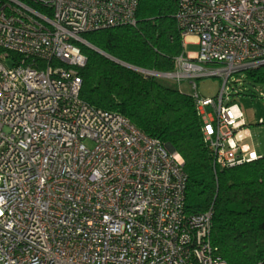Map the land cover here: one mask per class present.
Returning a JSON list of instances; mask_svg holds the SVG:
<instances>
[{
  "label": "built area",
  "instance_id": "2783aa9c",
  "mask_svg": "<svg viewBox=\"0 0 264 264\" xmlns=\"http://www.w3.org/2000/svg\"><path fill=\"white\" fill-rule=\"evenodd\" d=\"M138 2L0 0V264H227L212 209L185 207L180 154L80 98L81 36L134 26ZM175 20L197 51L183 42L169 73L133 70L189 81L214 172L260 159L231 100L264 67V0H178ZM204 78L215 96L197 93Z\"/></svg>",
  "mask_w": 264,
  "mask_h": 264
},
{
  "label": "trees",
  "instance_id": "16d2710c",
  "mask_svg": "<svg viewBox=\"0 0 264 264\" xmlns=\"http://www.w3.org/2000/svg\"><path fill=\"white\" fill-rule=\"evenodd\" d=\"M177 5L178 0H139L134 26L82 35L87 45L79 44L86 57L78 71L80 98L121 114L180 154L187 175L185 207L195 214L212 209L210 239L216 254L227 264H264V156L214 172L191 95L133 70H174L183 50ZM246 76L252 88H264V67Z\"/></svg>",
  "mask_w": 264,
  "mask_h": 264
},
{
  "label": "rangeland",
  "instance_id": "374dc122",
  "mask_svg": "<svg viewBox=\"0 0 264 264\" xmlns=\"http://www.w3.org/2000/svg\"><path fill=\"white\" fill-rule=\"evenodd\" d=\"M187 37H185L183 40L184 52L187 54L197 51V46L193 44L195 43L196 39L190 36ZM188 82L189 81H185L179 85L175 84V87L182 93L190 95L192 93V90ZM194 82L197 85L196 91L201 96L213 97L217 94L221 86V81L217 78H204L194 80ZM251 90L252 92L246 95H234L232 97L231 104L238 105L245 118V128L250 129L254 132L255 129L264 127V125H259L260 120L264 121V98L260 97V91L258 89L252 88ZM261 92L264 93V88H262ZM247 143H250V145H252V139L250 138ZM261 146V150L264 151V140L261 141Z\"/></svg>",
  "mask_w": 264,
  "mask_h": 264
},
{
  "label": "crops",
  "instance_id": "0c3cea01",
  "mask_svg": "<svg viewBox=\"0 0 264 264\" xmlns=\"http://www.w3.org/2000/svg\"><path fill=\"white\" fill-rule=\"evenodd\" d=\"M183 40H184V38H183ZM242 134L243 135L244 134L250 135V138L252 139V146H253L254 150L256 151V153L259 156H264V151L261 150V148H262L261 141L264 140V127L260 128V129L259 128L255 129L254 132L251 131L250 129L245 128L244 131L242 132ZM253 134H254V137H253ZM250 138H249V140H250ZM255 138H256V141H255Z\"/></svg>",
  "mask_w": 264,
  "mask_h": 264
},
{
  "label": "water",
  "instance_id": "95a60500",
  "mask_svg": "<svg viewBox=\"0 0 264 264\" xmlns=\"http://www.w3.org/2000/svg\"><path fill=\"white\" fill-rule=\"evenodd\" d=\"M166 146H167V148H168L170 151H174L173 148H171V146H169V145H166Z\"/></svg>",
  "mask_w": 264,
  "mask_h": 264
},
{
  "label": "bare ground",
  "instance_id": "6f19581e",
  "mask_svg": "<svg viewBox=\"0 0 264 264\" xmlns=\"http://www.w3.org/2000/svg\"><path fill=\"white\" fill-rule=\"evenodd\" d=\"M187 39H188V37H187Z\"/></svg>",
  "mask_w": 264,
  "mask_h": 264
}]
</instances>
